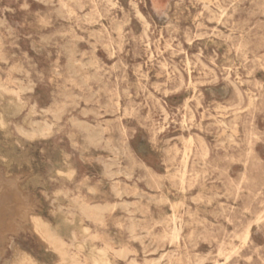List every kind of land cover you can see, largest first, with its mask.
I'll use <instances>...</instances> for the list:
<instances>
[{
    "label": "rangeland",
    "instance_id": "obj_1",
    "mask_svg": "<svg viewBox=\"0 0 264 264\" xmlns=\"http://www.w3.org/2000/svg\"><path fill=\"white\" fill-rule=\"evenodd\" d=\"M0 23V112H21L0 152L43 203L0 178V258L58 198L81 264H264V0H0Z\"/></svg>",
    "mask_w": 264,
    "mask_h": 264
},
{
    "label": "bare ground",
    "instance_id": "obj_2",
    "mask_svg": "<svg viewBox=\"0 0 264 264\" xmlns=\"http://www.w3.org/2000/svg\"><path fill=\"white\" fill-rule=\"evenodd\" d=\"M159 1V0H158ZM169 1V0H168ZM72 3V1H71ZM52 4V3H51ZM54 5V4H53ZM167 5V4H166ZM156 6V5H155ZM158 6V5H157ZM165 6V4H164ZM59 7V6H58ZM96 8V7H95ZM157 8V7H156ZM161 8V6H160ZM208 8V6H207ZM188 10V9H187ZM209 10V9H208ZM208 13V12H207ZM95 14V12H94ZM233 17V16H231ZM100 18V17H99ZM219 23V22H218ZM226 24V22H225ZM0 25H2L0 23ZM199 25V24H198ZM198 27V26H197ZM201 27V26H200ZM232 28V27H231ZM119 29V28H117ZM251 30V29H250ZM86 33V32H85ZM147 37V36H146ZM239 37H241L239 35ZM1 38V37H0ZM145 38V37H144ZM82 39V38H81ZM91 39V38H90ZM174 40V39H173ZM231 40V39H230ZM78 41V40H77ZM3 42V41H2ZM231 43V42H229ZM95 45V44H94ZM234 45V44H233ZM70 48V47H69ZM77 49V48H76ZM233 49V48H232ZM238 50V48H237ZM240 52V50H239ZM22 54V53H21ZM74 54V53H73ZM76 54V53H75ZM201 54V52H200ZM236 54V53H235ZM241 55V54H240ZM15 56V55H14ZM25 56V55H24ZM193 56V55H192ZM224 56V55H223ZM222 56V57H223ZM26 57V56H25ZM24 58V57H23ZM153 58V57H152ZM5 60V59H4ZM27 61V60H26ZM80 61V60H79ZM233 61V60H232ZM8 62V61H7ZM32 62V61H31ZM30 62V63H31ZM81 62V61H80ZM245 62V61H244ZM247 62V61H246ZM233 63V62H232ZM7 64V63H6ZM79 64V63H78ZM201 64V63H200ZM23 65V64H22ZM33 65V64H32ZM80 65V64H79ZM189 65V63H188ZM202 65V64H201ZM12 66V65H11ZM187 66V65H186ZM22 67V66H21ZM25 67V66H24ZM203 67V66H201ZM11 68V67H10ZM36 68V67H35ZM79 68V67H78ZM188 68V67H187ZM22 69V68H21ZM27 69V68H26ZM33 69V68H32ZM261 69V68H260ZM79 70V69H78ZM94 70V69H93ZM24 72V71H23ZM32 72V71H31ZM39 72V71H38ZM253 72V71H252ZM2 73V72H1ZM7 73V72H6ZM19 73V71H18ZM35 73V72H34ZM30 74V73H29ZM28 75V74H27ZM41 75V74H40ZM76 76V74H75ZM35 77V76H34ZM88 77V76H87ZM78 78V77H77ZM29 79V78H28ZM5 80V79H4ZM75 80V79H74ZM80 80V79H78ZM83 80V78H82ZM216 80V79H215ZM22 82V81H21ZM27 82V81H26ZM29 82V81H28ZM34 82V81H33ZM79 82V81H77ZM76 82V83H77ZM2 83V82H1ZM23 83V82H22ZM21 83V84H22ZM75 83V84H76ZM24 84V83H23ZM29 84V83H28ZM35 84V83H34ZM72 85V84H71ZM78 85V84H77ZM86 85V84H85ZM20 86V85H19ZM31 86V85H30ZM87 86V85H86ZM4 87V86H3ZM83 87V86H82ZM195 87V86H194ZM23 88V87H22ZM35 88V86H34ZM3 89V88H2ZM26 89V88H25ZM32 88H30L31 90ZM89 89V88H88ZM24 90V89H23ZM90 90V89H89ZM13 91V90H12ZM11 91V92H12ZM21 91V90H20ZM32 91V90H31ZM54 91V90H53ZM68 91V90H67ZM18 92V91H17ZM23 92V91H21ZM128 92V91H127ZM53 93V92H52ZM9 94V92H8ZM24 94V93H23ZM127 94V93H126ZM6 95V94H5ZM65 95V94H64ZM72 96V94H71ZM97 96V95H96ZM52 97V96H51ZM3 98V97H2ZM54 98V97H53ZM66 98V97H65ZM8 99V98H7ZM51 99V98H50ZM68 99V98H66ZM65 99V100H66ZM76 99V98H74ZM83 99V98H81ZM243 99V98H242ZM73 100V99H72ZM71 100V101H72ZM19 101V100H18ZM62 102V101H61ZM65 102V101H64ZM157 102V101H156ZM56 103V102H55ZM60 103V102H59ZM63 103V102H62ZM75 103V101L73 102ZM21 104V103H20ZM92 104V103H91ZM2 105V104H1ZM22 105V104H21ZM53 105V103H52ZM63 105V104H62ZM67 105V104H66ZM64 104V106H66ZM93 105V104H92ZM49 107V106H48ZM19 106L18 104L13 100L10 104H8L5 109H4V113L0 112V130H4L6 129L7 125H8V118L9 116H13L17 113V111L19 110ZM57 108V107H56ZM55 108V109H56ZM64 108V107H63ZM101 108V107H100ZM107 108V107H106ZM112 108V107H110ZM186 108V107H185ZM50 109V108H49ZM24 110V109H23ZM40 110V109H39ZM48 110V109H47ZM51 110V109H50ZM59 110V109H58ZM64 110V109H63ZM35 111V110H34ZM41 111V110H40ZM44 111V109H43ZM42 111V112H43ZM49 111V110H48ZM47 111V112H48ZM86 111V110H85ZM113 111V110H112ZM20 112V110H19ZM29 112V111H28ZM53 112V111H52ZM51 112V113H52ZM82 112V111H81ZM87 112V111H86ZM86 112H83L86 114ZM120 112V111H118ZM21 113V112H20ZM62 113V111H61ZM98 113V112H97ZM27 114V113H26ZM50 114V112H49ZM81 114V113H80ZM91 114V113H90ZM34 115H36L34 113ZM45 115V114H44ZM48 115V113H47ZM53 115V114H52ZM51 116V118H53ZM61 115H65V114H61ZM88 115V114H87ZM46 116V115H45ZM98 116V115H97ZM120 116V115H119ZM32 117V116H31ZM30 117V118H31ZM41 117V115H40ZM55 117V116H54ZM59 117V116H58ZM24 118V117H23ZM73 118V117H72ZM28 119V118H27ZM26 119V120H27ZM60 119V118H59ZM25 120V119H24ZM108 120V119H107ZM54 121V120H53ZM62 121V120H61ZM78 121V120H77ZM83 121V120H82ZM21 122V121H20ZM32 122V121H30ZM100 122V121H99ZM108 122V121H107ZM26 124V122H24ZM36 123V122H34ZM87 123V122H86ZM104 123V122H103ZM114 123V122H113ZM22 124V122H21ZM33 124V123H32ZM45 124V123H44ZM53 124V123H52ZM88 124V123H87ZM10 125V124H9ZM14 126V125H13ZM32 126V125H31ZM46 126V124H45ZM99 126V125H97ZM111 126V125H110ZM102 127V126H101ZM32 128V127H31ZM40 128V127H39ZM38 128V129H39ZM34 130V127L32 128ZM44 129V128H43ZM41 130V128H40ZM39 130V131H40ZM99 130V129H98ZM36 131V130H35ZM42 131V130H41ZM34 132V131H32ZM16 133V132H15ZM14 133V134H15ZM100 135V134H99ZM26 136V135H25ZM39 136V135H38ZM95 136H92L91 138L93 139ZM187 142V141H186ZM44 146V145H43ZM95 146V145H94ZM97 148V147H96ZM85 152V151H84ZM90 152V151H88ZM135 155V154H134ZM94 160V159H93ZM96 164V163H95ZM51 166V164H50ZM148 170V169H147ZM151 171V170H150ZM61 175L63 176H67L70 175V173L68 171H60ZM16 176H21L22 179H24L26 181V187H27V193L31 194V195H36V192L34 190V184L36 181V174L35 172L30 169V168H26L23 167L21 165H18L14 162V160L9 156V153H5V152H0V178L4 177V178H15ZM113 177V176H112ZM117 182V181H116ZM24 183V182H21ZM181 183V181H180ZM136 184V183H135ZM182 184V183H181ZM23 185V184H22ZM22 188V187H21ZM130 188V187H129ZM86 189V188H85ZM25 191V190H24ZM26 192V191H25ZM38 197V196H37ZM35 199V198H34ZM38 204L37 207H39L42 209L43 207V203L41 201V199L38 197ZM36 200V199H35ZM36 202V201H34ZM51 213L52 215L55 217L56 221L55 223L50 222L49 220H47L46 218H44L42 216V214H36L37 215H31L27 218V222L26 224L28 225V229H27V234H29L32 238L30 241H27L26 238L21 237V239L19 240H13L10 243V246L7 248V253L5 255L4 258H0V264H47L43 261H40L39 258L37 257V250L39 249H44L46 252H48L52 258V262L53 264H81L80 260L75 257V256H71L66 249V243L64 241V236L66 235V233H69L71 236L74 237V232H72V224L74 223L73 220L69 219V218H65V216L63 215V204L61 203V201L58 198H54L51 201ZM39 208V209H40ZM82 213L88 217V218H92V219H96L99 216V213L92 211L89 207L87 206H82L81 208ZM40 213V210H39ZM105 213V212H103ZM224 214V213H223ZM173 216V215H172ZM190 217V216H189ZM84 218V217H83ZM191 218V217H190ZM174 221V220H173ZM25 224V225H26ZM255 224V223H254ZM24 225V226H25ZM201 226V225H200ZM176 227V225H175ZM250 229V228H249ZM257 229V228H256ZM26 232H24V234H26ZM28 235V236H29ZM29 239V238H28ZM246 239V238H245ZM26 242L27 247L25 248L22 245V242ZM74 241V246L78 249H83L85 248L80 242H78L77 240H75L73 238ZM244 244V243H243ZM260 244V243H259ZM87 249V248H86ZM233 253V252H232ZM109 253L107 251H98L93 249L90 252V257L89 260L91 261L92 264H112L110 258H109ZM124 255V254H123ZM208 258V257H207ZM151 259V258H150ZM160 259V257H159ZM207 261V259H205ZM216 264V263H215Z\"/></svg>",
    "mask_w": 264,
    "mask_h": 264
}]
</instances>
